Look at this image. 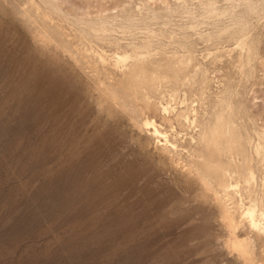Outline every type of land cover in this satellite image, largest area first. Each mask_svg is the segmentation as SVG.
I'll return each instance as SVG.
<instances>
[{
  "label": "rangeland",
  "instance_id": "obj_1",
  "mask_svg": "<svg viewBox=\"0 0 264 264\" xmlns=\"http://www.w3.org/2000/svg\"><path fill=\"white\" fill-rule=\"evenodd\" d=\"M133 49L189 58L186 86L125 91ZM223 97L264 141V0H0V264H264V236L188 171L197 129L158 112L206 122Z\"/></svg>",
  "mask_w": 264,
  "mask_h": 264
},
{
  "label": "bare ground",
  "instance_id": "obj_2",
  "mask_svg": "<svg viewBox=\"0 0 264 264\" xmlns=\"http://www.w3.org/2000/svg\"><path fill=\"white\" fill-rule=\"evenodd\" d=\"M137 49L131 50V54L123 53L114 62V68L121 72L119 81L121 88L128 93L140 95L142 91L151 92L157 84L162 83L173 84L175 88L186 86L184 70L190 63L189 58L179 61L177 66L169 58L151 64ZM223 99L224 97L214 105V111L210 116L208 115L206 122L198 121L196 118L191 119L187 109L170 110L169 105L161 102L158 103V112L162 120L171 126L172 121H176L182 125L187 124L194 130L197 129L196 136L191 137L195 149L191 154L193 166L189 167L188 171H195L197 176L206 182L213 181L223 202H229L226 214L230 210L240 211L241 219L247 222L249 230L256 236H264V177L261 180L262 189L258 192L255 188L256 172L264 171L263 137L261 133L256 132L257 140L253 142L248 134L243 135L234 128L232 102L224 104ZM182 104L180 105L186 103ZM143 125L153 129L151 135L164 139V150L169 152L177 150L176 144L169 141L167 135L162 134L153 121L145 120ZM242 191L247 197V206L236 200L237 197H241ZM230 205L232 207H229ZM230 227L235 229L232 225ZM233 246L252 262L250 244L235 237Z\"/></svg>",
  "mask_w": 264,
  "mask_h": 264
}]
</instances>
